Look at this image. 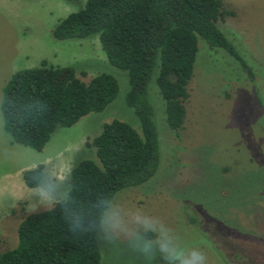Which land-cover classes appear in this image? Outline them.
<instances>
[{"label": "rangeland", "instance_id": "obj_1", "mask_svg": "<svg viewBox=\"0 0 264 264\" xmlns=\"http://www.w3.org/2000/svg\"><path fill=\"white\" fill-rule=\"evenodd\" d=\"M87 0H0V254L18 246V227L33 212L49 209L38 193L45 187L68 196L69 175L82 159L99 161L88 144L115 119L142 136L140 116L128 103L127 70L116 67L97 35L60 40L56 26ZM233 12L220 28L246 59L211 48L199 36V51L185 102L180 136L169 126L166 101L149 84L160 142V165L147 182L126 187L115 198L162 218L184 243L202 249L208 264H264V0H222ZM74 66L89 82L99 73L119 81L117 98L71 127H60L42 151L14 142L4 129V89L19 71L40 66ZM44 166L42 186L26 185L23 174ZM103 264H141L123 245H110L99 232ZM157 264H162L157 261Z\"/></svg>", "mask_w": 264, "mask_h": 264}, {"label": "trees", "instance_id": "obj_2", "mask_svg": "<svg viewBox=\"0 0 264 264\" xmlns=\"http://www.w3.org/2000/svg\"><path fill=\"white\" fill-rule=\"evenodd\" d=\"M230 14L222 0H87L56 26L53 33L60 40L99 36L111 64L128 71V103L140 116L144 134L115 119L89 142L99 161L86 158L75 165L68 193L86 226L97 219L93 204L98 197H115L126 187L141 185L159 168L160 142L149 96L157 66L168 123L177 137L186 121L185 102L190 97L199 36L211 48L228 51L248 69L244 56L219 26ZM119 90L113 74L102 72L85 82L74 66L56 67L43 60L40 66L17 72L5 87L4 129L14 142L42 151L58 128L104 111ZM42 104L45 107L39 111ZM23 178L31 188L42 186L44 166L27 170ZM99 232H70L59 206L33 212L19 224L18 246L2 252L0 264H103Z\"/></svg>", "mask_w": 264, "mask_h": 264}, {"label": "clouds", "instance_id": "obj_3", "mask_svg": "<svg viewBox=\"0 0 264 264\" xmlns=\"http://www.w3.org/2000/svg\"><path fill=\"white\" fill-rule=\"evenodd\" d=\"M41 105L39 111H43ZM39 201L50 209L63 212L68 229L74 234L99 230L110 245H123L141 264H208L205 252L189 246L176 230L162 218L140 208H128L112 194L101 195L93 207L97 219L85 225L82 211L74 205V197H59L55 189L45 187L37 194Z\"/></svg>", "mask_w": 264, "mask_h": 264}]
</instances>
